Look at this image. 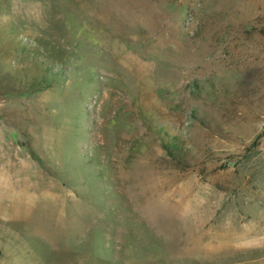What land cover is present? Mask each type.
<instances>
[{
  "label": "rangeland",
  "instance_id": "rangeland-1",
  "mask_svg": "<svg viewBox=\"0 0 264 264\" xmlns=\"http://www.w3.org/2000/svg\"><path fill=\"white\" fill-rule=\"evenodd\" d=\"M0 264H264V0H0Z\"/></svg>",
  "mask_w": 264,
  "mask_h": 264
}]
</instances>
